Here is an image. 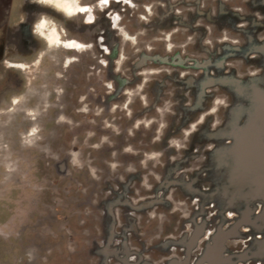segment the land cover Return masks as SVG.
Masks as SVG:
<instances>
[{"label": "rangeland", "instance_id": "rangeland-1", "mask_svg": "<svg viewBox=\"0 0 264 264\" xmlns=\"http://www.w3.org/2000/svg\"><path fill=\"white\" fill-rule=\"evenodd\" d=\"M81 2L2 14L0 264H264V0Z\"/></svg>", "mask_w": 264, "mask_h": 264}, {"label": "bare ground", "instance_id": "bare-ground-1", "mask_svg": "<svg viewBox=\"0 0 264 264\" xmlns=\"http://www.w3.org/2000/svg\"><path fill=\"white\" fill-rule=\"evenodd\" d=\"M50 4H53L58 9L63 11L68 15H76L79 13H86L91 11V6L83 4L81 0H45ZM40 31L47 39L48 44L55 46H63L66 49L77 50L83 46L82 42L75 38L65 37L66 29H60L59 25L56 22L49 25L47 19H44L40 25ZM65 34V35H64ZM71 59V57H68ZM35 131V130H34ZM33 131V132H34ZM31 136V135H30ZM258 228H256L257 230Z\"/></svg>", "mask_w": 264, "mask_h": 264}, {"label": "clouds", "instance_id": "clouds-1", "mask_svg": "<svg viewBox=\"0 0 264 264\" xmlns=\"http://www.w3.org/2000/svg\"><path fill=\"white\" fill-rule=\"evenodd\" d=\"M227 38H228L227 35H225L224 39H227ZM208 42L211 43V41H208ZM256 71H258V69ZM253 74H255V73H253ZM141 87H143V85H141ZM221 106H223L225 108H227V107L230 106V100H229V98L227 96H218V97H216L215 100H214L213 106L209 109V111L208 112H205L204 114H202L200 116L199 120L196 121V122H194L191 125L190 128H186L184 130V139L187 140L191 136V134L197 130L198 125L200 123H203L204 122L206 116L209 115V114L217 113L219 111V109H220ZM169 110H171V109L169 108ZM162 111H163V109H162ZM221 123H222V121L218 118L215 121L214 127L217 126V125H219V124H221ZM163 127H164V125H161V128H163ZM172 143L177 148L187 147V144L183 143L180 139H174L172 141ZM213 147H214V145H212V144H209L208 145V148L209 149H211ZM158 155H160V153H153V154H151L152 157H155V156H158ZM145 182L147 183V180H145ZM152 215L155 216V213H152ZM184 215L187 216V215H189V213L188 212H185ZM229 215L231 216V215H233V213L230 212Z\"/></svg>", "mask_w": 264, "mask_h": 264}, {"label": "crops", "instance_id": "crops-1", "mask_svg": "<svg viewBox=\"0 0 264 264\" xmlns=\"http://www.w3.org/2000/svg\"><path fill=\"white\" fill-rule=\"evenodd\" d=\"M13 14V0H0V30L2 29V14Z\"/></svg>", "mask_w": 264, "mask_h": 264}]
</instances>
